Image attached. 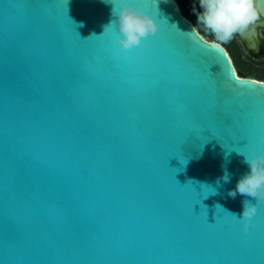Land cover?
<instances>
[{
    "label": "water",
    "instance_id": "95a60500",
    "mask_svg": "<svg viewBox=\"0 0 264 264\" xmlns=\"http://www.w3.org/2000/svg\"><path fill=\"white\" fill-rule=\"evenodd\" d=\"M123 2L158 25L130 51L104 0H0V264H264V203L245 233L228 195L264 80L176 0Z\"/></svg>",
    "mask_w": 264,
    "mask_h": 264
},
{
    "label": "clouds",
    "instance_id": "9594fccd",
    "mask_svg": "<svg viewBox=\"0 0 264 264\" xmlns=\"http://www.w3.org/2000/svg\"><path fill=\"white\" fill-rule=\"evenodd\" d=\"M111 4V20L105 25V30L116 33V44L121 51H130L141 44L142 39L155 35L158 25L153 17L146 14L143 9L134 7L130 3L121 2L118 6L116 0H104ZM201 12H196L197 24L215 36L219 43H228L236 34L245 33L250 26L255 25L262 13L257 7V0H199ZM82 26V25H81ZM104 30V31H105ZM88 39V38H87ZM243 155V163L248 165L249 171L238 180L236 187L228 192L235 199L237 193L244 197L243 212L241 215L229 212L232 220H239L243 224L245 233H248L253 217L258 214L257 204L264 203V154ZM230 174L225 169L222 176L224 183L230 182ZM220 181H217L219 185ZM215 191V189H214ZM213 191V192H214ZM252 200L256 202L253 203ZM222 208V206L217 205Z\"/></svg>",
    "mask_w": 264,
    "mask_h": 264
},
{
    "label": "flooded vegetation",
    "instance_id": "af4514ba",
    "mask_svg": "<svg viewBox=\"0 0 264 264\" xmlns=\"http://www.w3.org/2000/svg\"><path fill=\"white\" fill-rule=\"evenodd\" d=\"M179 6L181 7L183 13L185 14L184 8V0H176ZM187 1V0H186ZM192 2L196 8V12H201L202 9L199 7V0H189ZM257 7L260 9L262 15L260 19L256 22L255 25L250 26V28L246 31L251 34L254 39L255 48L252 49L249 47L247 41L242 37L241 34H236L232 40L228 43H220L230 55L236 71L244 77H252L259 80H264V77L257 76L254 74H246L242 71L241 67V58L250 62V65L246 68L247 70H256L264 72V12L261 8V1L257 0ZM193 8V7H192ZM196 12L192 11L191 13L194 15V18L187 16L196 26L201 35L210 41H216L215 36L206 32L203 27L197 24V16ZM217 42V41H216ZM262 73V72H261Z\"/></svg>",
    "mask_w": 264,
    "mask_h": 264
},
{
    "label": "rangeland",
    "instance_id": "374dc122",
    "mask_svg": "<svg viewBox=\"0 0 264 264\" xmlns=\"http://www.w3.org/2000/svg\"><path fill=\"white\" fill-rule=\"evenodd\" d=\"M194 4L190 2L189 0H184V8H185V14L187 16H190L191 18H194L193 14L191 13L193 11ZM250 65V62L245 60L244 58H241V69L244 71L246 74H254L257 76L264 77V72L263 71H254V70H247L246 68ZM262 72V73H261Z\"/></svg>",
    "mask_w": 264,
    "mask_h": 264
},
{
    "label": "snow or ice",
    "instance_id": "6c2138e0",
    "mask_svg": "<svg viewBox=\"0 0 264 264\" xmlns=\"http://www.w3.org/2000/svg\"><path fill=\"white\" fill-rule=\"evenodd\" d=\"M213 47H215V48H217V49H219V45H213ZM231 72H232V70H231ZM232 78L236 81V83H238V84H242V83H244V81L243 80H241V78L240 77H238V76H235V74L233 73L232 74ZM251 83H256L255 81H251ZM243 140H245L246 141V143H244L242 146H247L248 145V143H249V141L247 140V139H243ZM234 222V221H233Z\"/></svg>",
    "mask_w": 264,
    "mask_h": 264
},
{
    "label": "bare ground",
    "instance_id": "6f19581e",
    "mask_svg": "<svg viewBox=\"0 0 264 264\" xmlns=\"http://www.w3.org/2000/svg\"><path fill=\"white\" fill-rule=\"evenodd\" d=\"M238 75H240V74L238 73Z\"/></svg>",
    "mask_w": 264,
    "mask_h": 264
}]
</instances>
